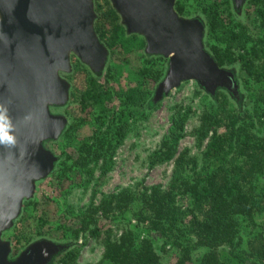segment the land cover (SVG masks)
<instances>
[{
	"label": "trees",
	"instance_id": "1",
	"mask_svg": "<svg viewBox=\"0 0 264 264\" xmlns=\"http://www.w3.org/2000/svg\"><path fill=\"white\" fill-rule=\"evenodd\" d=\"M196 1L206 19L205 49L220 67L237 63L244 74L235 77L236 94L224 88L209 94L201 87L192 131L200 154L180 149L190 119V111L180 109L148 158L149 167L173 162L165 187L126 188L99 199L93 193L85 210L71 218L58 204L49 217L38 199L24 200L10 229L22 249L37 234L71 238L57 262L80 264L72 239L90 236L103 253L87 264H264V0L246 2L261 32L256 39L235 19L239 9L232 0ZM174 9L182 16L185 4L175 0ZM95 12L94 30L113 62L108 57L99 73L83 65L82 88L70 92L83 114L62 131V149L49 174L69 187L88 183L95 170L103 176L112 169L130 122L138 109L154 103L147 101L150 91L167 69L164 57L144 52L142 37L126 32L107 0ZM116 53L131 75L127 84H120L122 74L114 70ZM105 76L111 81L99 80ZM89 124V134L80 137Z\"/></svg>",
	"mask_w": 264,
	"mask_h": 264
},
{
	"label": "water",
	"instance_id": "2",
	"mask_svg": "<svg viewBox=\"0 0 264 264\" xmlns=\"http://www.w3.org/2000/svg\"><path fill=\"white\" fill-rule=\"evenodd\" d=\"M246 0H232L240 9ZM128 34L145 40L144 52L167 59L156 103L183 81L196 82L214 94H236L234 74L220 67L205 49L204 23L180 16L175 0H109ZM93 0H0V264H48L62 245L31 242L11 258L2 238L32 198L35 183L46 178L57 157L44 145L66 127L52 107L69 100L71 56L92 73L101 72L108 49L94 30Z\"/></svg>",
	"mask_w": 264,
	"mask_h": 264
},
{
	"label": "rangeland",
	"instance_id": "3",
	"mask_svg": "<svg viewBox=\"0 0 264 264\" xmlns=\"http://www.w3.org/2000/svg\"><path fill=\"white\" fill-rule=\"evenodd\" d=\"M105 1L106 0H93L94 11L96 5L103 6ZM107 1L109 2V0ZM181 1L185 4V12L182 16L198 18L205 26L206 19L198 7L197 1ZM246 2L247 0L239 9L235 19L242 26L247 28L251 37L256 39L260 36L261 32L257 26L252 8L249 7ZM108 57L109 61L113 62L111 60L112 55H110L109 51L107 59ZM113 57H115V60L113 59L114 62L119 65L114 66V70L116 72L120 71L122 74L118 81L120 84H127L131 80V75L128 73L124 65L125 61L122 60L123 55L116 53ZM83 65L84 64L80 60L71 56V71L62 74V76L70 83L69 100L63 106L51 108L52 113L61 114L66 117V125L71 122L73 117H78L83 114L80 106H77L74 102H70V92L75 90L74 93H79L82 88L85 76V65ZM106 67L107 64H105L104 69ZM224 68L230 70L239 80L244 77V74L237 63L227 65ZM106 79L111 81L109 76L99 78L100 81ZM160 81H158L151 89L147 101L152 100L156 87ZM202 95L203 90L196 82L192 80L183 81L178 87L172 89L158 102L150 104V106L144 105L140 110L138 109L137 115L130 122L122 144L115 153L113 167L107 174L101 176L100 173L95 170L93 177H91L88 183L82 182L81 185L76 184V186L71 187H69V181H65L58 185L56 181L48 175L46 178L35 183V190L32 198L40 201V207L41 209H45L44 212L47 216L52 217L54 215L51 211L55 205L58 204L60 211L65 213L68 218H71L72 216L70 213L76 214L85 210L93 193H95V198L99 199L101 194H108L126 188H143L154 184H159L165 187L172 175L173 162L170 161L155 167H149L148 158L167 135L170 129L171 120L180 109L190 111V119L186 123L185 136L180 142V149L188 148L191 153L195 155L200 154L202 147L197 146L195 143L192 131L197 124V115L199 113L198 106L200 105ZM89 132L90 124L84 126L79 131V136L86 137ZM59 138L55 141L50 140L44 144L45 147L52 151L56 157L62 149L61 143L58 142L60 140ZM66 144H68L67 140L65 142V145ZM70 150L71 148H68L66 151L69 152ZM10 229L2 233V238L10 242V257L13 258L19 254L23 246L20 245V243H17L18 238L12 236ZM18 235L19 234H17V237ZM33 239H35V241L40 239L51 240L55 243H59L62 247L71 240V238H68L66 241H63L61 239L51 238L46 234H37ZM72 240L75 242V246L79 248L78 262L80 264L94 263L101 258L103 246L99 240L90 236H87L86 238L80 237L76 241L74 239ZM59 257L58 254L55 255L48 264H58L57 261Z\"/></svg>",
	"mask_w": 264,
	"mask_h": 264
}]
</instances>
